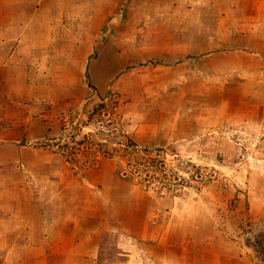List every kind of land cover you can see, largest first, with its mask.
<instances>
[{
	"label": "rangeland",
	"instance_id": "rangeland-1",
	"mask_svg": "<svg viewBox=\"0 0 264 264\" xmlns=\"http://www.w3.org/2000/svg\"><path fill=\"white\" fill-rule=\"evenodd\" d=\"M262 229L264 0H0V264H264Z\"/></svg>",
	"mask_w": 264,
	"mask_h": 264
},
{
	"label": "trees",
	"instance_id": "trees-1",
	"mask_svg": "<svg viewBox=\"0 0 264 264\" xmlns=\"http://www.w3.org/2000/svg\"><path fill=\"white\" fill-rule=\"evenodd\" d=\"M153 160L145 162H135L130 164L131 171L129 174L133 178H144L142 179L146 186L151 183V180H158L157 174L160 173L163 181H160L163 187L173 186L171 176L167 174L164 166L155 165ZM162 167V168H161ZM177 181V180H175ZM247 245L252 247L256 252H260L261 258L264 260V229L252 233L247 237Z\"/></svg>",
	"mask_w": 264,
	"mask_h": 264
},
{
	"label": "crops",
	"instance_id": "crops-1",
	"mask_svg": "<svg viewBox=\"0 0 264 264\" xmlns=\"http://www.w3.org/2000/svg\"><path fill=\"white\" fill-rule=\"evenodd\" d=\"M173 6V5H172Z\"/></svg>",
	"mask_w": 264,
	"mask_h": 264
}]
</instances>
